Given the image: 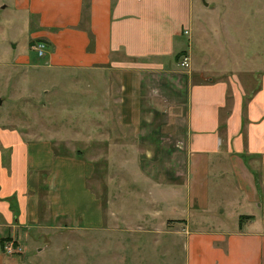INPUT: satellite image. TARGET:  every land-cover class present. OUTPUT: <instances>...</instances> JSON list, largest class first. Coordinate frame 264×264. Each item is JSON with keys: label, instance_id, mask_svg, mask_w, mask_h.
I'll return each mask as SVG.
<instances>
[{"label": "crops", "instance_id": "crops-1", "mask_svg": "<svg viewBox=\"0 0 264 264\" xmlns=\"http://www.w3.org/2000/svg\"><path fill=\"white\" fill-rule=\"evenodd\" d=\"M15 4L30 41L48 47L43 67L97 83L115 122L133 132L139 177L153 187L139 229L184 238L185 264H264V74L247 97L226 63L193 53L195 0ZM25 135L0 130V264H18L8 239L21 241L37 219Z\"/></svg>", "mask_w": 264, "mask_h": 264}, {"label": "rangeland", "instance_id": "rangeland-1", "mask_svg": "<svg viewBox=\"0 0 264 264\" xmlns=\"http://www.w3.org/2000/svg\"><path fill=\"white\" fill-rule=\"evenodd\" d=\"M194 5L193 53L212 54L215 68L226 63L222 69L241 77L250 97L264 74V0ZM16 8L15 0H0V130L26 134L37 219L21 241L8 239L17 250L8 256L18 264H185L184 238L136 225L153 187L139 177L133 132L115 122L97 83L43 67L48 47L30 41L32 27ZM181 60L186 73L190 58Z\"/></svg>", "mask_w": 264, "mask_h": 264}, {"label": "built area", "instance_id": "built-area-1", "mask_svg": "<svg viewBox=\"0 0 264 264\" xmlns=\"http://www.w3.org/2000/svg\"><path fill=\"white\" fill-rule=\"evenodd\" d=\"M187 33V32H186ZM44 44H39L36 49L38 50L39 54L42 55L43 51H44ZM17 250L14 247V244L12 242L8 243L7 248H6V252L7 254H13L14 252H16ZM18 251H21V248L18 249Z\"/></svg>", "mask_w": 264, "mask_h": 264}]
</instances>
